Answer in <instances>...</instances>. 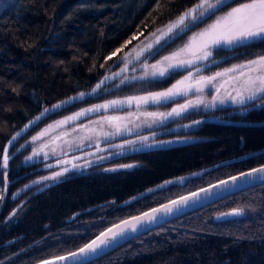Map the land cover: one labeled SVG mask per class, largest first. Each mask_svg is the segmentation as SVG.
<instances>
[{"label": "trees", "instance_id": "obj_1", "mask_svg": "<svg viewBox=\"0 0 264 264\" xmlns=\"http://www.w3.org/2000/svg\"><path fill=\"white\" fill-rule=\"evenodd\" d=\"M197 2L198 0H0V197L4 196L3 206L8 202L6 180L12 178V174L17 171L25 170L20 167L25 152L16 155L8 167H3V150L10 137L34 117L44 113L45 109L49 110L64 99L90 90L101 78L122 64V56L129 54V57L139 47H135L138 43L159 32ZM240 2L241 0H229L222 11L199 21L174 38L150 62L157 61L175 47L183 45L189 35L198 32ZM117 49L120 51L117 52ZM260 55H264V39L233 45L231 48H215L210 58L190 70L174 71L161 79L130 82L109 95H100L119 78L88 99L58 112L47 113L13 148L20 146L52 121L85 107L113 100L128 101L129 97L166 91L193 71L198 76L217 73L246 64ZM122 103H127L123 106L139 109L150 105V102L139 106L137 102ZM227 111L224 108L218 109L206 116L214 113L223 119L222 116ZM189 116L195 118L204 114ZM147 118L152 117L142 118L137 124L131 122L127 130L121 131L120 137L114 136L108 129L96 136L89 135V131H86L87 135L80 142L73 143L64 152H73L75 148L82 146L86 148L91 144L90 141L94 142L91 145H96L97 140L135 137L157 125V122L151 123ZM226 119L244 123L263 122L264 108ZM85 122L86 120L81 123ZM189 136L199 140L173 146L168 150L132 155V159L140 167L134 173H125L121 179L114 177L98 180L95 177H84L50 188V197L40 204L28 207L26 225L29 229L32 228V235L47 236L61 226L60 221L70 214V207L75 206L74 204L103 197L105 206L111 205V200L116 197L123 201L166 180L183 177L230 158L264 150V126L245 128L204 123ZM78 149L74 152L79 153ZM91 153L102 154L96 149ZM261 165H264V153L188 179L182 187L173 185L155 191L126 205L122 212L99 226L84 240L68 237L51 242L40 241L41 246L46 245L52 251L29 264L73 252L114 223ZM39 173L42 172H37L36 175ZM113 204L116 205L117 202ZM236 208L244 210L242 218L214 221L215 215ZM48 228L50 231H46ZM88 264H264V185L241 191L174 219Z\"/></svg>", "mask_w": 264, "mask_h": 264}, {"label": "flooded vegetation", "instance_id": "obj_2", "mask_svg": "<svg viewBox=\"0 0 264 264\" xmlns=\"http://www.w3.org/2000/svg\"><path fill=\"white\" fill-rule=\"evenodd\" d=\"M260 98H262L260 101H249L246 105L239 108H224L228 109L227 113L222 116L224 121H232L225 120L226 117L233 115L241 116L255 109H263L264 93ZM218 109L223 108H216V110L212 112ZM209 113H192L204 114V116H197L195 118H191L189 116L190 114L188 115L189 117L186 116L185 118H176L172 115L163 123L149 128L150 130L148 129V131L138 133L135 137L97 140L98 142H96V145H91L94 142L90 141L89 143L91 144L87 145L85 150L79 151V153L71 152L72 154L61 156L62 158H52L49 161L47 160L46 163L43 161V164L39 162L40 164L33 168L29 167L31 163L24 166L20 165V167H23L25 170L22 172L17 171V173L12 174V178L6 180V200L8 202L4 204L0 214V264H29L47 255V253L52 250L49 251L48 246H41L39 244V242L43 240L51 242L68 237L80 240L86 239L95 232L99 226L111 221L119 212H122L125 206L130 204L126 203L127 200L151 187L123 201L120 200V197H116L111 200V205L105 206V199H103V197H97L87 203L74 204L75 206L70 207V214L64 220L60 221L59 225L61 226L57 227L55 232L47 236L42 235L37 237L38 235L36 234L32 235V228L29 229L28 225H26L28 220V207H31L30 205L32 204H40V202L50 197L48 195L50 188L64 182L84 179V177H95L98 178V180L114 177L121 179L125 173H134L135 169L139 168L140 165L136 160L132 159V155L151 153L188 143L181 142V140L184 139L187 140L191 138L193 139L191 142L198 141L199 139L190 137L189 134L197 131L204 123H191L205 117L221 119L220 116H216L214 113L206 116ZM180 125L188 126L178 128ZM142 137H147V139L144 140ZM130 141H134V143H129ZM92 146L94 149L100 150L102 154L92 155L91 152L94 150L91 149ZM15 157L16 155L11 157L9 163H11ZM21 163L22 159L20 161V164ZM49 165H51V167H49ZM124 165H132V167H123ZM63 169H68V171H63ZM62 171L63 174L56 179H41L42 177L51 176L54 172ZM37 172L42 173L36 175ZM34 181H39V183H33ZM25 185H29V187L25 188ZM14 194H16L15 198H13ZM114 202H117V204L114 205ZM102 204L104 205L100 206ZM13 210H15L14 214H12ZM46 231H50V229L48 228ZM30 241L32 242L29 243Z\"/></svg>", "mask_w": 264, "mask_h": 264}, {"label": "snow or ice", "instance_id": "obj_3", "mask_svg": "<svg viewBox=\"0 0 264 264\" xmlns=\"http://www.w3.org/2000/svg\"><path fill=\"white\" fill-rule=\"evenodd\" d=\"M224 7H227V0H198V2L190 9H188L185 13L177 18L176 21L167 25V30L160 31V35L156 36L154 43L159 44L164 37L169 36L170 34H174L175 30L179 29L181 32L188 30L191 26H195L198 21H203L205 18H211V16L216 15L217 12L223 10ZM255 39H264V0H241V2L236 7L230 8L229 11L224 13L223 15H219L216 19L206 28L202 29L199 33H195L191 38L190 42L184 45L183 48H180L178 51L172 53L170 56L163 57L162 61H158L157 64L154 65H145V69L151 68L152 71L149 73L147 70L144 72L143 76L133 77V79H146L149 75L151 77H164L169 69H174L177 67H183L185 65H190L193 63L192 60H184V59H175L179 57L181 53L189 50L191 45L195 41H200L199 51L201 54L196 56L198 60H204L208 57L212 56L211 47L213 45L219 46L221 44L224 45H234L237 42L251 41ZM153 49V43H149L144 48L140 49L139 52H136L134 59H139L140 55L145 52ZM120 50L117 49V52ZM116 53H113L115 55ZM128 54H125L124 61L127 65ZM175 59V62L172 61ZM164 61H168L166 67H161ZM237 68L247 69L249 75L246 76L243 86L241 89L237 90L235 96L229 95L227 98L231 99L233 103L244 104L246 100H254L260 96V94L264 93V55L258 56L256 59H252L247 61L246 64L234 66L233 69H227L226 71H235ZM135 71V69H133ZM251 73H257V75H251ZM191 75V73L189 74ZM223 73H216V76H221ZM241 76H245L243 71L240 72ZM216 77H201L198 84L201 83H211ZM107 79V78H106ZM185 79H188L185 77ZM123 82V81H122ZM182 81H178L177 84H174L171 88L162 92H152L148 93L145 96L138 97H129L127 98L128 102L131 103L132 100L137 102V105L147 104L149 102L152 103H160L163 100H167L175 95L181 94L183 89L179 87L182 84ZM100 85H97L99 88ZM188 88L192 87V85H188ZM96 91V88L92 90ZM197 91H202V88H197ZM81 96L84 94L81 93ZM217 98L214 96L212 98L215 101ZM63 103V102H62ZM122 103V101H110L105 105H97L92 109H87L85 111H98L100 108H107L109 106H115ZM196 103H201V101L197 100ZM223 103V100H221ZM192 106V101H189L186 105H179L178 108H173L170 113L167 115L171 116L173 114L179 115L183 112L187 107ZM60 105H53V108H58ZM45 112L48 109L44 110ZM44 113H41L43 115ZM84 112L77 113L76 116L69 117L67 119H75L77 116L83 115ZM149 116H157L164 115L163 113L157 114L155 112L145 113ZM36 119H39L37 117ZM106 119H113L112 117H107ZM29 123H32L31 121ZM58 124H63L65 121H59ZM198 123V122H196ZM27 127V125H26ZM52 126L50 125L49 128ZM48 129L43 130L38 136H34L33 141L37 140L40 136H43L47 133ZM119 132V130H117ZM16 137L13 136L12 140H15ZM142 139L146 140L147 137H142ZM11 141H9V144ZM129 143H134V141H130ZM38 153L34 152L33 155H37ZM9 154L7 147L4 148V154L2 158L3 167L8 166ZM26 159L30 160L31 157H27ZM51 167V165H49ZM75 167V165H74ZM123 167H132V165H124ZM63 171H68V169H63ZM62 172H54L51 176L42 177V180L48 179H56L57 177L63 174ZM264 173V166L259 168H254L249 172H244L240 174V177L231 176L229 180L220 181L219 185H212V188L219 187L220 185H228L230 182L235 185L241 177L247 178H257L264 180V177L256 176L255 174ZM246 183L248 181H245ZM33 183H39V181H34ZM170 183V182H166ZM29 185H25V188H28ZM209 189H201L200 192L208 193ZM13 195V198H15ZM200 193H191L189 196H182L178 200H172L169 204L162 205L160 208H154L150 212L142 213L139 216L131 217L130 219L121 220L119 223L112 224L111 227H106L104 231L99 232L96 235L95 239H92L90 242L85 243L83 247H80L78 251L69 252L67 256L59 257L60 260H69L71 259L72 264H87L88 260L91 256L99 255L104 251V249L110 247L113 243H115L118 239L124 238L126 233L131 230L132 232H136L138 230V225H142L145 222H153L157 219L158 213L163 212L165 215L173 213L174 209L179 210L181 207L186 206L190 200H196L199 197ZM3 200V197H0V201ZM15 210H13V213ZM244 214V210L242 208L232 209L228 213H221L217 219L221 217L228 216H241ZM43 264H50L48 261H44Z\"/></svg>", "mask_w": 264, "mask_h": 264}, {"label": "rangeland", "instance_id": "obj_4", "mask_svg": "<svg viewBox=\"0 0 264 264\" xmlns=\"http://www.w3.org/2000/svg\"><path fill=\"white\" fill-rule=\"evenodd\" d=\"M229 0H227L228 2ZM223 15V14H222ZM216 19V18H215ZM215 19L210 21L207 25L211 24ZM199 22V21H198ZM197 22V23H198ZM196 23V24H197ZM203 27L202 29L206 28ZM193 27L190 25V28ZM201 29V30H202ZM201 30L195 33H199ZM186 31V30H185ZM185 31L181 32L178 30L172 37H170L168 40H166L163 44L158 46L156 49L151 51L146 59H142L138 63L135 64L133 71L130 74H127L120 78L118 81H116L112 87H109L103 91V93H100V95H109L110 92L113 90L118 89L119 87L130 83L134 81H147V80H156L161 79L170 74L174 71H182V70H190L194 66L205 62L207 59L204 60H198L196 59V56L200 55L201 53L197 51L200 45V41H195L192 43L191 48L184 53H181L179 57H176L175 59H184V60H192L193 63L190 65H185L183 67H177L174 69H169L168 72L164 77H151L150 75L143 80L140 79H133V77H140L144 75V72L147 70L149 73L152 71V69L149 67L145 69V65H154L157 64L158 61H162L163 57L170 56L172 53L178 51L180 48H183L184 45L188 44L190 42V38L195 34L192 33L189 35V37L186 39L185 43L181 46L175 47L170 52L164 54L160 59H158L155 62H150V59L157 54L165 45H167L170 41H172L174 38L178 37L180 34L184 33ZM154 35V34H153ZM153 35L148 36L145 40L138 43L135 47L140 46L142 43H144L146 40L151 38ZM258 40V39H255ZM251 40V41H255ZM251 41H244L239 42L234 45H242ZM233 45H224L221 44L219 46L213 45L211 47V52L215 48H231ZM134 47V48H135ZM129 55V54H128ZM124 56L120 59V64L124 62ZM128 57V56H127ZM175 59L172 61L175 62ZM168 61H164L163 64H161V67H166ZM234 67V66H233ZM232 67V69H233ZM227 69H223L221 71H218L217 73H223L221 76H216V73L212 74H205V75H196L197 72L193 71L191 74L186 76L188 79H185V77L181 80L183 83L179 85L182 91L181 94L175 95L167 100H163L160 103H152L150 102L148 106H146L143 109H139V107H130V106H123L127 103H120L115 106H109L107 108H100L98 111H85L87 109H92L94 106L97 105H105L108 104L110 101L103 102L101 104L92 105L89 107H85L74 114L58 118L57 120L52 121L47 126L40 129L38 132L33 134L29 139H27L24 143H22L17 148H12L10 151V154H16L19 155L20 153L25 152V157L22 158L21 166L32 164V163H39L46 161L50 158L54 157H61L68 155L69 152L72 151H65L66 148H70V146L73 143L80 142L82 140L83 136H86V131L91 132L93 131H104L105 129H108L110 133H113L114 136L120 137L121 131H125L129 128V125L131 122H135L134 124H137L140 122V120L145 117H152L147 118L151 123L157 122L158 124L163 123L165 120L170 118L167 113H170L173 108H178L179 105H186L189 101H192V106L187 107L183 112H181L179 115L173 114L176 118H185L189 114L192 113H209L216 108H239L241 106H244L247 104V102L251 101H260L262 98L260 94L259 97H257L254 100H246L244 104L240 103H233L231 99L227 98L229 95L235 96L237 93V90L241 89L243 86V82L249 73L247 72V69H240L237 68L235 71H226ZM243 71L245 73V76H241L240 72ZM251 75H257V73H251ZM216 78L212 80L211 83H201L198 84L197 82L200 81L201 77H213ZM123 81V82H122ZM177 84V83H176ZM188 85H192V87L188 88ZM197 88H202V91H197ZM216 97L217 99L215 101L212 100L213 97ZM175 100H178L175 103ZM199 100L201 103H196V101ZM221 100H223V103H221ZM116 101V100H113ZM122 102H128L123 101ZM135 100L131 101V104H135ZM172 103V104H170ZM130 104V103H129ZM168 105H172L171 107H168ZM134 108V109H132ZM84 112L83 115L77 116L75 119H67L69 117L76 116L77 113ZM148 112H155L157 114L163 113L164 115H157V116H149L145 113ZM44 113H46L44 111ZM172 116V115H171ZM107 117H112L113 119H106ZM85 123H81L85 121ZM59 121H65L63 124H58ZM52 126L49 128V126ZM48 129L47 133L43 136H40L37 140L33 141L34 136H38L39 133H41L43 130ZM119 130V132H117ZM88 133V132H87ZM95 133V132H94ZM90 135V133H88ZM193 139H187V140H181V142H191ZM78 148H75L74 151H77ZM38 153L37 155H33V153ZM27 157H31L30 160L26 159ZM62 158V157H61Z\"/></svg>", "mask_w": 264, "mask_h": 264}, {"label": "water", "instance_id": "obj_5", "mask_svg": "<svg viewBox=\"0 0 264 264\" xmlns=\"http://www.w3.org/2000/svg\"><path fill=\"white\" fill-rule=\"evenodd\" d=\"M185 12H183V13H185ZM177 18L175 20H173L172 22L176 21ZM172 22H170V23H172ZM161 30L166 31L167 30V25L165 27H163L162 29H160V31ZM178 30L179 29L175 30L174 34ZM160 31L157 32V34H155L154 36H152L148 41H146L144 44H142L140 47H138L136 50H134L131 53V55L128 57V61L129 62L127 63V65L125 64V61H124L116 70L111 71L110 73L106 74L103 78H101V80L98 81L90 90H88L86 92H81V93L84 94L83 96L80 95L81 93H78V94H76V95H74V96H72V97H70L68 99H64L63 101H61L59 103H56L55 105H60V107L53 108V106H52L49 109V114L55 113V112L61 110L62 108H65V107H67V106H69L71 104H75V103H78V102H81V101H83L85 99L90 98V97L94 96L95 94H97L101 89H103L107 85H109L112 82L118 80L122 76L131 73L132 67L138 62V60L140 58H142L145 55H147L150 51H152L154 48H156L157 46H159L166 39H168L169 37H171L173 35V34H170L169 36L164 37V39H162L159 44H155L154 43L155 38H156V36H159L160 35ZM149 43H153V49L152 50H149V51L143 52L140 55L139 59H134V57L136 55V52H139L140 49L144 48ZM98 84L100 85L99 88H97V85ZM94 88H96V91L95 92L92 91ZM37 117H39V119H36ZM44 117H45V115H38V116L34 117L32 120H30L32 123H29L30 122L29 121L22 128H20L18 131H16L10 137V139L8 140V142L5 145V147H7V149H8V153H9L10 148L13 145V143L16 142L18 139H20L25 134H27L33 127L37 126L39 124V122ZM196 122H198V123L230 124V125H237V126H240V127H245V126L255 127V126H259V125H264V123L263 124H256V123L249 124V123L235 122V121H215L212 118H203V119H200V120H198ZM196 122L191 123V124H198ZM26 125H27V127H26ZM187 126L188 125H180V126H178V128H184V127H187ZM13 136L16 137L15 140H12V137ZM9 141H11L10 144H9ZM259 153L260 152H256V153L253 152V153H250V154L245 155L243 157H240V158H237V159H234V160H230V161L223 162L221 164H218L217 166L224 165V164H228V163H233V162H238V161L247 159L249 157L256 156ZM3 154H4V150H3ZM2 158H3V156H2ZM217 166L204 168V169H202L200 171H197V172H194V173H192V174H190V175H188L186 177H178V178H173V179H169V180H166L164 182H161V183H159V184H157V185H155V186H153V187H151V188H149V189H147V190H145V191L137 194L136 196L130 198L129 200H127L126 203L127 204L132 203L133 201H135L137 199L143 198L144 196H146V195H148V194H150L152 192L158 191L160 189H164L165 187H167L169 185H173V184L182 185L184 183V181H185L186 178H196V177H199L202 174H204V173L212 170L213 168H215ZM259 167H261V166H258V167H255V168H259ZM252 169H254V168H252ZM252 169L243 171L242 173L249 172ZM240 174H237V175H234V176L240 177ZM255 175L256 176H260V177H264V173L255 174ZM229 178H226V179H223V180H229ZM223 180H220V181H223ZM220 181L215 182V183H212V184L207 185V186H204V187L199 188V189H197L195 191L186 193V194L181 195V196H179L177 198L171 199V200H169L167 202H164V203H162L160 205H157V206H154V207H152V208H150L148 210H145V211H143V212H141V213H139L137 215H134V216H139L142 213L150 212L152 209H154V208H160L162 205L169 204V202L172 201V200H178L182 196H189L191 193H200L199 197L196 200H190L186 206L181 207L178 211L174 209L173 213L167 214V215H165L163 212L158 213V214H156L157 215V219L155 221H153V222H145L142 225H138V230L136 232H132L131 230H129L126 233V235H125L124 238L118 239L110 247L104 249V251L102 253H100L99 255L91 256V258L88 260L87 264L90 263V262H93V261H95V260H97L99 258H101L102 256L106 255L107 253L111 252L112 250L116 249L117 247L123 245L124 243H126V242H128V241H130V240H132V239H134L136 237H139V236H141V235H143V234H145L147 232H150V231H152V230H154V229H156V228H158V227H160V226H162V225H164V224H166V223H168V222H170V221H172L174 219H177V218H179L181 216H184V215H186L188 213H191V212H193L195 210H198V209H201V208L206 207L208 205H211V204H213V203H215V202H217L219 200H222L224 198H227V197H229V196H231L233 194H236L238 192H241V191H244L246 189H250V188H253V187H256V186L264 185V180H262V179H257V178H254V177L253 178L241 177V179L238 180L235 185H233L230 182L226 186L225 185H220L219 187H216V188H212L211 187L212 185H219L220 184ZM245 181H248V182L246 183ZM166 182H170V183H166ZM201 189H209L210 191L208 193H203V192H200ZM3 201H4V196H3V200L0 203V212H1V209H2V206H3V203H4ZM230 211L231 210H228V211L223 212V213H228ZM134 216H131V217H134ZM218 216H220V214H218V215H216L214 217V221L215 222H224V221L233 220V219H237V218L243 217V215H241V216H238V217L228 216V217H221L220 219H217ZM131 217H128L126 219H130ZM126 219H123V220H126ZM119 222H117V223H119ZM111 226H109V227H111ZM95 237L96 236H94L92 239H95ZM91 240H89L88 242H90ZM75 251H78V249L75 250ZM67 255H68V253L67 254H64V255H59V256H55V257L46 258V259L40 260V261H38V262H36L34 264H43L44 261H48V262H50V264H72L71 259H69V260H60L59 259V257H61V256H67Z\"/></svg>", "mask_w": 264, "mask_h": 264}, {"label": "bare ground", "instance_id": "obj_6", "mask_svg": "<svg viewBox=\"0 0 264 264\" xmlns=\"http://www.w3.org/2000/svg\"><path fill=\"white\" fill-rule=\"evenodd\" d=\"M143 59V57L142 58H140L138 61H141ZM135 66V65H134ZM133 66V67H134ZM133 69V68H132ZM132 72V71H131ZM130 74V73H129ZM215 121H224V119H214ZM245 123H249V122H245ZM252 123H256V124H263L264 123V121L263 122H252ZM252 123H249V124H252ZM219 124V123H218ZM264 125H259V126H255V127H263ZM254 127V128H255ZM245 128H253V127H248V126H245ZM19 140V139H18ZM17 140V141H18ZM16 141V142H17ZM16 142H14L13 143V145L11 146V148H10V151L12 150V148H13V146H14V144L16 143ZM84 142H87V140H84ZM167 146H169V145H167ZM168 149H170V148H168ZM168 149H165V150H168ZM79 150L80 151H83V150H85V147L84 146H82L81 148H79ZM10 151H9V157H10V159L8 160V165H9V162L11 161V154H10ZM257 152H260L258 155H260V154H262V153H264V150H261V151H257ZM254 153H256V152H254ZM250 154V153H249ZM245 155H248V154H244V155H242V156H238V157H236V158H230V159H227V160H224V161H222V162H219V163H217V164H214V165H212V166H210V167H213V166H217L218 164H221V163H223V162H226V161H230V160H234V159H237V158H240V157H243V156H245ZM257 156V155H256ZM253 157H255V156H253ZM249 158H252V157H249ZM249 158H247V159H249ZM244 160H246V159H244ZM241 161H243V160H241ZM238 162H240V161H238ZM238 162H233V163H228V164H224V165H220V166H217V167H215V168H213L212 170H210V171H214V170H216V169H218V168H221V167H224V166H227V165H231V164H234V163H238ZM44 163H46V161H44ZM40 163H35V164H31V165H29V167L30 168H33V167H36L37 165H39ZM42 164H43V162H42ZM34 165V166H33ZM261 166H263V165H261ZM8 167V166H7ZM28 167V168H29ZM206 168H208V167H206ZM204 169V168H203ZM202 170V169H201ZM198 171H200V170H198ZM210 171H208V172H210ZM197 172V171H196ZM240 173H242V172H240ZM240 173H236V174H233V175H230V176H228V177H225V178H223V179H226V178H229V177H231V176H234V175H237V174H240ZM192 174V173H191ZM188 175H190V174H187V175H185V176H183V177H186V176H188ZM178 178V177H177ZM188 179H192V178H186L185 179V181H184V183L182 184V185H178V184H173V185H178V186H184V184H185V182L188 180ZM223 179H220V180H223ZM220 180H218V181H220ZM218 181H216V182H218ZM215 183V182H214ZM212 184V183H211ZM7 185V184H6ZM173 185H169V186H173ZM210 185V184H209ZM260 186H262V185H260ZM204 187V186H203ZM257 187V186H256ZM200 188H202V187H200ZM199 189V188H198ZM197 190V189H196ZM247 190V189H246ZM193 191H195V190H193ZM192 192V191H191ZM239 193V192H238ZM184 195V194H183ZM234 195V194H233ZM136 196V195H135ZM181 196V195H180ZM232 196V195H231ZM134 197V196H133ZM179 197V196H178ZM177 198V197H176ZM141 199V198H140ZM225 199V198H224ZM139 199H137V200H135V201H138ZM135 201H133V202H135ZM220 201V200H219ZM132 202V203H133ZM218 202V201H217ZM214 204V203H213ZM209 206V205H208ZM207 207V206H206ZM204 208V207H203ZM2 209H3V206H2ZM2 209H1V211H2ZM223 213V212H222ZM0 214H1V212H0ZM189 214V213H188ZM219 214H221V213H219ZM218 215V214H217ZM216 216V215H215ZM214 216V217H215ZM243 216H244V214H243ZM242 218V217H241ZM214 219V218H213ZM237 219H240V218H237Z\"/></svg>", "mask_w": 264, "mask_h": 264}]
</instances>
